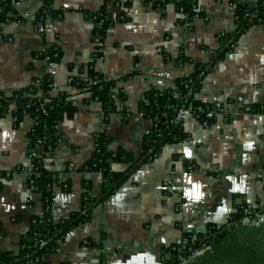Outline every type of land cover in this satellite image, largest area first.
<instances>
[{
    "label": "crops",
    "instance_id": "obj_1",
    "mask_svg": "<svg viewBox=\"0 0 264 264\" xmlns=\"http://www.w3.org/2000/svg\"><path fill=\"white\" fill-rule=\"evenodd\" d=\"M103 2L55 0L53 7L66 13L63 19L40 27L44 37L29 23L4 26L3 33L12 34V38L0 42V93L11 95L30 85L33 77L49 72L55 91L75 95L68 82V66L76 74L91 60L93 21L85 13L97 12ZM198 4L204 17L178 23L172 5L161 17L143 0H133L131 20L114 25L104 38L103 55L96 60L95 68L107 79L132 75L119 84L127 100L118 108L130 112L129 119L122 122L114 113L105 124L101 105L92 102L81 105L72 119L59 123L61 141L47 165L53 164L50 168L56 170L68 163L72 187L69 193L56 189L51 205L54 222L80 209L84 179L91 180L93 195L99 193V174L76 171L92 152L97 133L111 137L112 151L123 148L137 156L143 149V136L151 126L150 120L138 117L143 94L151 88L171 87L176 77L194 70L193 64L176 65L163 54L174 59L182 51L194 62H207L211 50L218 48L217 34L234 31L233 8L228 0H199ZM40 5V0H20L15 8L30 18ZM105 5L113 16L114 0ZM54 43L63 51L59 64L32 57ZM197 98L206 103L221 102L223 112L215 123L203 127L194 118L185 120L183 127L189 139L166 146L157 159L135 172L93 211L89 223L72 231L57 252L45 256L49 264H165L163 249L178 243L182 234L196 237L211 224H224L243 203L264 204V28L252 27L213 67ZM253 105L262 112L242 111ZM30 127L31 122L24 121L14 128L10 112L0 118V250L16 251L31 216L41 212L40 199L29 192L24 170L29 164L26 149ZM173 154L180 156L176 162ZM183 161L193 163L196 170L186 171ZM110 167L114 171L124 169L114 163ZM175 180L181 181V199L172 192L163 195V182ZM26 199L33 204L28 205ZM84 240L94 245L82 246Z\"/></svg>",
    "mask_w": 264,
    "mask_h": 264
},
{
    "label": "trees",
    "instance_id": "obj_2",
    "mask_svg": "<svg viewBox=\"0 0 264 264\" xmlns=\"http://www.w3.org/2000/svg\"><path fill=\"white\" fill-rule=\"evenodd\" d=\"M20 0H0V42L12 38V34H4L3 27L9 23L19 26L27 23L41 37L40 30L45 23L63 19L65 10L53 7L55 0H40V7L30 18L22 16L15 8ZM104 0L101 8L95 12H86L87 18H92L94 48L91 60L85 68L72 74L73 67L68 66L69 85L75 89V95L65 91H55L52 75L45 72L40 77H33L31 84L11 95L0 93V118L10 112L14 128L24 121L31 122L27 132L26 157L34 173L27 178V186L31 194L38 195L41 212L31 216L28 229L17 241V250H0V264H49L45 256L57 252L66 237L75 229L89 223L93 211L115 195L142 166L157 159L168 145L182 143L189 139L184 130L183 121H177L180 110L193 115L203 127L215 123L222 113V106L215 102H202L197 98L203 87L205 77L213 67L222 62L225 56L233 51L239 40L254 26L264 28V0L255 3L241 0H228L233 8L235 29L231 33L220 32L216 39L218 48L211 50L207 62H194L190 57L180 52L172 59L163 54L166 60H172L176 65L191 63L194 70L187 75L176 77L171 87L165 89L147 90L138 102L137 113L142 118L151 121L149 130L143 136V149L137 156L123 148L110 150L112 139L104 132L94 137L93 150L86 161L76 171L83 174L97 173L100 175L99 193L93 195L90 179L81 182V206L72 212L68 218L54 222L51 217V205L56 195V189L63 193L71 191L72 182L67 176L69 164L64 163L61 171L50 168L46 164L51 159L61 136L57 126L64 120H70L80 110V106L97 102L101 105V116L106 124L112 114L118 113L122 122H127V110H119V105L127 100L125 91L119 86L121 82L130 79L126 75L117 79H107L95 68V62L102 57L104 38L110 29L119 23L131 20L133 0H114L115 14L110 16ZM199 0H143L146 6L164 17L169 5L178 14V23L192 21L204 17V12L198 4ZM51 64H59L63 51L57 43L45 47L32 55ZM85 74V76H83ZM11 107V111L9 108ZM253 113H261L259 106H249ZM179 154H173V161L179 159ZM110 163L124 166L122 171H114ZM186 171L196 170L193 163L183 161ZM22 168H18L21 170ZM26 169V168H25ZM24 169V170H25ZM62 176V180L59 176ZM166 194L163 191V195ZM32 205L31 200L27 201ZM264 212V204L250 206L245 203L237 206L222 225L211 224L204 234L193 237L182 234L181 240L163 249L165 264H264V220L255 221V214ZM250 222H244L245 218ZM3 235L0 226V237ZM196 238V240H192ZM82 246L94 245L90 240H84ZM99 247L100 245H96ZM170 254V259L165 255ZM67 264V263H63Z\"/></svg>",
    "mask_w": 264,
    "mask_h": 264
},
{
    "label": "built area",
    "instance_id": "obj_3",
    "mask_svg": "<svg viewBox=\"0 0 264 264\" xmlns=\"http://www.w3.org/2000/svg\"><path fill=\"white\" fill-rule=\"evenodd\" d=\"M159 52H160V50H159ZM83 76H85V75H83ZM68 82H69V79H68ZM215 103H216L217 107H220L221 108V106H222L221 102L217 101ZM222 108H223V106H222ZM242 111L245 112V113H250L251 109L248 106V107L243 108ZM222 112H223V110H222ZM138 117L142 118V115L141 114H138ZM188 118H193V115L191 113L185 111V110H180L178 112L177 116H176V120L177 121H183L184 122ZM51 162H52V158L46 160V164L51 163ZM62 166H60V168H57L56 170L61 171ZM25 173L27 175V178H30L34 174L32 172V170H31L30 162H29L28 166L25 169ZM59 179L62 180V176L61 175L59 176ZM180 183H181V181H179V180H175L173 183L170 182V181H164L163 182V186H162L163 191H165V193H167V194L168 193L170 194L172 192V193H174V195H176V197H178L179 199H181L182 198V194H181V184ZM28 200H30V199H26V202ZM254 216H255L254 217L255 218V221L264 220V212H262V213H256ZM244 222H250L249 217L248 218H245L244 219ZM192 240H196V238H193Z\"/></svg>",
    "mask_w": 264,
    "mask_h": 264
},
{
    "label": "clouds",
    "instance_id": "obj_4",
    "mask_svg": "<svg viewBox=\"0 0 264 264\" xmlns=\"http://www.w3.org/2000/svg\"><path fill=\"white\" fill-rule=\"evenodd\" d=\"M5 135H7V133H5ZM249 147H251V145H249ZM239 190H240L241 192H243V191H244V189H243V187H242V186H240V187H239ZM232 191H235V189H232Z\"/></svg>",
    "mask_w": 264,
    "mask_h": 264
},
{
    "label": "water",
    "instance_id": "obj_5",
    "mask_svg": "<svg viewBox=\"0 0 264 264\" xmlns=\"http://www.w3.org/2000/svg\"><path fill=\"white\" fill-rule=\"evenodd\" d=\"M170 257H171V255H170L169 253L165 255V258H166L167 260L170 259Z\"/></svg>",
    "mask_w": 264,
    "mask_h": 264
}]
</instances>
